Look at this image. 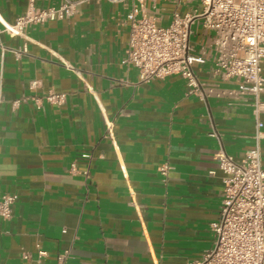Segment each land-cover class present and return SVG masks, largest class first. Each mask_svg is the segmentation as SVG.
Wrapping results in <instances>:
<instances>
[{"label":"crops","instance_id":"0c3cea01","mask_svg":"<svg viewBox=\"0 0 264 264\" xmlns=\"http://www.w3.org/2000/svg\"><path fill=\"white\" fill-rule=\"evenodd\" d=\"M25 7L0 0V16L12 21ZM130 7L87 0L23 37L0 23V196H15L0 219V264H34L37 248L45 264L61 254L63 264H190L213 246L223 178L214 155L240 160L253 145L249 98L201 100L178 75L140 81L120 64ZM187 8L146 3L162 25ZM189 42L204 58L193 66L201 82L235 87L213 74L212 33L195 24ZM47 91L63 103H47ZM260 119L264 131V111ZM260 150L264 168V138Z\"/></svg>","mask_w":264,"mask_h":264},{"label":"built area","instance_id":"2783aa9c","mask_svg":"<svg viewBox=\"0 0 264 264\" xmlns=\"http://www.w3.org/2000/svg\"><path fill=\"white\" fill-rule=\"evenodd\" d=\"M87 0H60L57 5L37 6L36 0H26L23 13L12 21L0 16L1 32L9 37H23L31 25L71 17L77 6ZM110 3H129L127 14L129 36L120 64L138 72L140 81L180 76L187 88L201 100L208 96L226 100L249 98L254 118L253 145L240 160L219 149L214 159L223 173L221 206L218 217L210 223L213 246L201 258L190 264H264V168L261 163L260 141L264 138L260 114L264 111V0H187L188 8L174 11L170 22L162 25L154 13L146 10L147 0H106ZM154 1V0H151ZM179 1V0H178ZM153 9L155 10L154 2ZM201 24L212 33L214 45L213 74L235 87H220L201 82L194 64L203 63L202 55L194 54L189 42L191 27ZM1 51L7 48L1 46ZM16 55L26 52L12 50ZM68 69L72 67L64 63ZM36 80L29 83L34 88ZM47 103L60 105L65 95L47 91L42 97ZM23 99V98H22ZM39 98L35 102L39 105ZM2 88L0 84V103ZM17 103V101L15 102ZM227 104H230L229 102ZM163 171V169H161ZM15 196H0V219L11 216ZM34 264H45V252L37 248ZM65 255L57 256L63 264Z\"/></svg>","mask_w":264,"mask_h":264}]
</instances>
